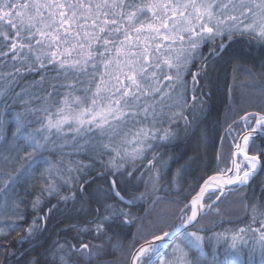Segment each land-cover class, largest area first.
Masks as SVG:
<instances>
[{"label": "snow or ice", "instance_id": "obj_1", "mask_svg": "<svg viewBox=\"0 0 264 264\" xmlns=\"http://www.w3.org/2000/svg\"><path fill=\"white\" fill-rule=\"evenodd\" d=\"M238 43L258 48L264 68V0H0V241L28 245L6 259L101 264L120 253L123 264H264V198L243 192L232 201L247 224L221 212L264 171V143L255 140L264 134V79L245 68L242 100L259 110L229 106L234 118H225L211 159L168 152L210 138L201 82L215 61L236 58ZM192 161L208 171L187 195H158L162 176L176 185ZM140 182L144 191H128ZM26 196L44 213L31 222ZM148 199L142 215L131 211ZM53 213L78 217L69 227L99 243L49 244ZM207 216L219 219L201 223Z\"/></svg>", "mask_w": 264, "mask_h": 264}, {"label": "trees", "instance_id": "obj_2", "mask_svg": "<svg viewBox=\"0 0 264 264\" xmlns=\"http://www.w3.org/2000/svg\"><path fill=\"white\" fill-rule=\"evenodd\" d=\"M211 45L204 46L205 50L203 52L206 54L208 52V47ZM203 47V48H204ZM233 52L237 53L236 58L233 59L231 56L226 57L223 60L215 61L211 65V71L208 74V79L206 81H202L203 91L207 94L204 99L208 102V108H210V112L207 115L206 122L202 124V128L206 127L210 132V138L204 142H200L199 145L195 138L187 140L181 144H179L176 148H169V154L173 152H182L185 155V158L191 156H199V164H203L206 159H211L214 152L220 148L219 134H222L223 129L227 127L226 123H224L225 118L227 117L229 122L232 118H234L229 112V106L232 108H236L237 106L243 107L246 110L255 109L259 110L258 106H253L248 104L247 102L242 100V93L245 91V86L250 84V79L248 73L245 71V68L249 69L252 73L257 76V81L264 79V76H261V73H264V68L261 67L262 57L259 49L249 50V48L243 44L238 43L232 49ZM199 61H197V64ZM233 65L237 67L234 69ZM196 69L194 68L193 71ZM234 85L232 91L229 92V86ZM234 99V100H233ZM233 101V102H232ZM183 135V133L181 134ZM257 144L264 143V138L256 140ZM183 162V161H181ZM193 167H191L188 171V174L184 177V179L176 185H169L168 180L171 177L170 173H165L159 181V185L162 186L164 191H161L159 194L167 195L171 199H175L177 195H179L180 199H183L185 195L188 193L189 186L192 185L194 178H197L202 171H208L207 169H203L202 167L195 166L197 161L191 162ZM176 165H173V171L175 170ZM139 175V173L137 174ZM146 177H144V180ZM33 184L38 187L35 189L36 192L39 191V188L44 185V181L36 180L32 181ZM103 181L98 180L96 184L92 185L93 188L96 187L97 184H102ZM29 190H32L31 188ZM145 190L144 183L140 182L139 188L129 187L128 191L139 194ZM243 192H247L249 198L252 196L257 197L258 199L264 198V171H260L259 174L254 177L247 188L241 189L240 192H236L233 197H229V201L227 202L226 207L221 209V212L224 214L225 219H235L236 217L240 218V223L249 222V218H246L245 208L241 206L239 203L232 202L233 200L238 201L241 194ZM66 194V193H62ZM158 194V195H159ZM21 195H24L21 192ZM28 200V204L22 205L24 208V214L29 222H31L33 216H43L44 213L37 211L33 212L31 208V201L33 200V196H26ZM148 203H151V200H147ZM186 202V201H185ZM52 204L56 203L55 199H52ZM147 203V204H148ZM150 205V204H149ZM47 203H44L43 207L46 210L49 207ZM85 208H87V203L84 202ZM61 209L65 207V205H60ZM81 207L80 203L76 204V208L79 209ZM148 206L144 202H138L135 207L131 209L137 215H142L144 213V209ZM230 214V215H229ZM13 219H15L13 217ZM212 219H219L212 216H207L205 221L208 223ZM204 221V220H203ZM171 222V221H170ZM80 220L76 216L66 218L65 215L60 213H53L52 218L48 221L47 231L44 236L47 239V242L50 244L52 241L59 238L61 243L64 240H68L71 243H78V241H83L85 243H99V241L92 240L91 234L81 233L78 235L77 231L74 228H70L69 226L79 225ZM230 225L224 224L220 227L227 228ZM24 227H27L25 224ZM82 227V225H81ZM216 229V228H215ZM3 231L7 232V227H3ZM131 231L135 232L136 227L131 226ZM19 234H22L19 229L17 231L12 232L11 237H15ZM75 237V239H74ZM130 239V234L127 238H125V243ZM43 242V240L41 241ZM0 243H4L5 247H0V264H15V259L12 257H8L6 259L5 252L6 251H15L19 249L23 251L24 248H27V244H19L13 243L11 245H7L5 241H0ZM120 260L121 264H123V257L120 253H116L113 256H102L98 257L97 260L103 264L105 261L109 260ZM80 264H87L86 261H80ZM95 264V262H93Z\"/></svg>", "mask_w": 264, "mask_h": 264}, {"label": "rangeland", "instance_id": "obj_3", "mask_svg": "<svg viewBox=\"0 0 264 264\" xmlns=\"http://www.w3.org/2000/svg\"><path fill=\"white\" fill-rule=\"evenodd\" d=\"M203 50H205V47L204 48H202V51ZM192 70H194V68L192 69ZM187 79H188V81H189V83L191 82V77L189 76V77H187ZM234 100V99H233ZM233 102V101H232ZM234 108V107H233ZM249 111H258L257 110V108H255V109H250ZM181 134H182V132H181ZM146 178V181L147 180H149L150 179V176H148V175H146L145 176ZM160 181V180H159ZM159 183V182H158ZM160 186V185H159ZM159 194V193H158ZM159 195H162V194H159ZM144 203H146V205L147 206H149V204H151V203H148L147 202V200L146 201H144ZM148 203V204H147ZM201 223H207L205 220L204 221H201ZM248 223V222H247ZM247 223H245V224H247ZM242 224V223H241ZM244 224V223H243ZM228 227V226H227ZM230 227V226H229ZM225 227H223V228H221V227H218V228H216V229H214L213 231H215V232H221V231H223V229H224ZM244 251L246 252L247 251V249H244ZM245 259H246V256L244 257Z\"/></svg>", "mask_w": 264, "mask_h": 264}, {"label": "water", "instance_id": "obj_4", "mask_svg": "<svg viewBox=\"0 0 264 264\" xmlns=\"http://www.w3.org/2000/svg\"><path fill=\"white\" fill-rule=\"evenodd\" d=\"M257 138H264V134H260V133L257 132V133H256V136H255V139H257ZM259 172H260V171H258V173H257L254 177H256V176L259 174ZM254 177H253V178H254Z\"/></svg>", "mask_w": 264, "mask_h": 264}, {"label": "bare ground", "instance_id": "obj_5", "mask_svg": "<svg viewBox=\"0 0 264 264\" xmlns=\"http://www.w3.org/2000/svg\"><path fill=\"white\" fill-rule=\"evenodd\" d=\"M258 139H261V138H257V139H255V140H258Z\"/></svg>", "mask_w": 264, "mask_h": 264}]
</instances>
